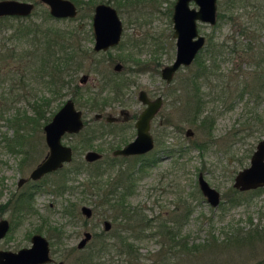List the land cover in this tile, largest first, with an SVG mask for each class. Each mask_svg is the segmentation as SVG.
<instances>
[{"label": "rangeland", "instance_id": "obj_1", "mask_svg": "<svg viewBox=\"0 0 264 264\" xmlns=\"http://www.w3.org/2000/svg\"><path fill=\"white\" fill-rule=\"evenodd\" d=\"M98 1L80 0L81 4L79 7L76 6L77 12L73 17H53L40 22L39 15L30 13L31 15H26L28 17L22 18L24 19L22 23L30 26L38 24L43 29L53 26L63 29L78 25L73 35L78 42L80 36H83L87 30L89 32L92 8ZM220 1L217 0V10L220 9ZM261 1L264 3V0ZM108 2L116 8L122 22L120 42L106 51L90 55L84 61V65L89 67L91 63L94 62L93 65H96V61H99L96 65L98 69L102 72H111L113 63L111 58L120 62L121 59L125 60L126 71L122 74L127 85L123 88L120 97L110 94L112 88L109 85L102 91L103 95H109L105 110L112 114H117L121 108L137 113L142 107L135 97L139 88H144L150 95L162 93L163 102L152 121L154 125L151 126L155 141L154 149L147 155L115 157V160L110 158L113 157L111 149L116 142H119L121 136L119 134L123 133L128 140L132 138L134 129L129 125L131 121L123 126L121 123L106 124L102 119H93L92 115L96 112V108L84 99L92 96L93 93L91 94L90 91L98 90L101 84L99 74H90L81 68L69 69L70 75L66 73L64 77L66 81L69 80L68 83L57 87L55 92L51 93L46 84L34 81L29 72H25L23 81L18 78L17 73L21 72V67L18 65H22L24 61L15 62L11 58L0 60V218H10L9 210L5 209L2 203L7 199L9 191L15 189L17 177L27 175L29 169L47 151L42 132L44 119L41 120L39 127L30 123L24 125L23 130L20 131L27 136L25 135L20 142L14 137L10 119L15 115H21L22 112L32 115L31 100L44 95L50 96L49 105L44 110L48 120L64 99L70 97L74 84L83 90L82 98L74 100V104L82 111L84 121L77 134L62 136L63 143L75 144L73 160L36 181L39 185L33 192L35 213L26 216L21 223H11L6 234L0 239V249L16 250L28 245V233L33 231L42 218L49 225L56 226L62 231L63 238L56 240L51 246V256L55 261L63 260L64 264H80L82 255L91 251L90 247L91 249L96 247L101 241L103 243L115 241L112 236L117 230L130 239L131 231L123 226L130 224L134 227L136 224L134 220L131 222L122 219L118 211L115 212V209L109 211L104 206H100L97 202L98 197L87 191L82 193L81 187L75 186L78 181L91 179L87 171L94 170L96 162V160L85 163L81 161L83 153L87 149L96 150V147H100L98 151L102 153L104 161L99 168L103 171L102 179L110 175L119 182V176L131 172V177L134 179L133 192L127 203L133 208H138L139 213L143 212L153 221L163 220L169 224L172 217H178V212L184 204L188 206L189 212L187 217L183 218L179 232L187 237V244L199 243L204 247L193 252L197 257L190 262L185 260V256L181 253L174 252L168 264H264V243L255 242L254 245L248 246L234 240L224 244L225 240L231 241L230 238L236 228L245 229L255 223L264 224V190H259L248 199L235 204L227 200L234 174L248 164L256 141L264 138V95L256 105L262 122L251 134H246L240 123L245 110L252 105L250 101L246 103L247 95L237 97L235 94L237 88L252 79L248 74L250 67H253L252 58L235 49V52L225 54L219 62L218 69L224 73L220 79L224 82L218 85L216 83L219 80L214 79L204 89L211 97L224 85L222 90H225L226 94L219 96L217 100L207 101L203 107L202 113L214 118L212 134L207 135L204 128L197 126V120L193 122L186 120L187 109L185 110L182 105V98L179 100L180 93L181 97L183 93L180 83L193 71L194 63L179 68L167 85L159 78V68L174 57V37L171 35V12L174 0H109ZM39 3L47 9L42 2ZM239 11L238 7L233 10L234 22L231 24L228 22L213 27L214 24L198 21V31L205 36V41L208 36L214 40L224 37L229 44L236 39L246 41L247 33L241 34L234 26L245 21L249 23L254 18V14L251 11L237 14ZM10 30L9 27L0 25V49L7 51L15 47L20 53L27 43L23 38L15 39L10 36ZM79 43L91 47L92 38L91 36L82 38ZM204 55L205 51L202 49L200 56ZM137 59L146 64L141 66L143 64H139ZM5 60L10 62L6 63ZM155 61H158V66ZM83 74L87 75L84 82L80 81ZM158 123L161 124L156 126ZM120 127H124V131L120 132ZM185 128L192 130L191 135L184 134ZM98 129L104 130L101 137H95L90 145L82 143L84 137ZM202 141L205 142L202 148L194 146V143ZM178 147L183 148L181 154L176 151ZM23 149H31L33 158L19 166L18 160ZM168 149L171 150L166 151ZM150 157L158 158L152 165L143 167L142 162L150 160ZM76 168L77 174H75ZM199 171L207 182L219 191L220 200L216 206L207 203L198 189L196 175ZM68 177L74 180L70 184L64 181ZM65 183L69 185L66 188ZM28 188L29 184L20 187L24 190ZM83 202L93 209L92 217L86 221L82 216L73 218L63 211L70 203H73L74 208L78 210V206ZM103 218L111 222V228L107 231L102 230ZM83 230L90 231L92 235L82 248H76V242L82 236ZM40 232L45 237L48 236L45 230L42 229ZM141 235L143 236L139 238H131L136 247V259L131 257L129 260L123 254H116L113 249L108 253L102 252L100 260L103 264L153 263L151 260L156 258L160 246L157 240L161 237L150 235L148 229L141 231ZM163 248L161 250L165 251ZM171 251L172 249L167 254Z\"/></svg>", "mask_w": 264, "mask_h": 264}, {"label": "trees", "instance_id": "obj_2", "mask_svg": "<svg viewBox=\"0 0 264 264\" xmlns=\"http://www.w3.org/2000/svg\"><path fill=\"white\" fill-rule=\"evenodd\" d=\"M31 1L34 3L31 14L39 15L40 22H42L41 20L53 18L38 0ZM72 1L78 7L79 4H81L80 0ZM219 6L220 9L216 12V21L213 27L223 23L229 22L231 24L234 22L232 12L237 7L240 9L237 14H242L243 12L247 13L248 11L254 14V18L249 23H245V21L234 26L240 30L241 34L246 35L247 33L248 39L246 41L236 39L229 44L224 37L219 40H214L211 36H208L203 48L205 55L201 57V50L199 51L194 59L195 67L193 71L188 74V79L185 78V92L189 95L190 86L195 89L196 85H208V83L214 79L219 80L216 84H222L224 81L220 78L224 76V73H221L218 68L219 62L224 58L225 54L235 52V49H239L243 54H247V56L252 58L253 67H250L251 69L248 73L251 75L252 79L251 81H245L243 86L237 88L236 90L238 91H236L235 94L237 97H242L243 93L246 91V102H251L252 107H248L245 110V116L240 123L242 130H244L246 134H251L262 122V117L256 110V105L258 100L264 95V9H262L264 3L261 0H221ZM28 16H0V25H5L11 29L10 36L15 39L23 38L27 43L20 53L15 50V47H11L7 51L4 49L2 51V49H0V60L11 58L14 59L15 62L24 61L22 65H18L21 67V72H16L18 78L23 81V78H25L24 74H26L25 72H29L30 77L33 78L34 81L46 84L49 91L54 93L57 87H61L69 81L64 79L66 73L70 75L69 69L76 70L83 68L84 61L87 57L95 55L89 47L79 43L82 38H90V33L87 30L83 36L79 37V41L77 42L73 35L74 32L77 31L76 28L78 25H76V27H66L63 29L55 28L54 26L52 28L47 27L43 29V27H40L38 24L30 26L29 24L22 23L24 20L22 18ZM8 62L10 61H6V63ZM16 70L17 69H15V71ZM105 75L108 77L103 76L98 90L96 92L90 91L91 94L93 93L92 96L88 99H84L86 102L92 104L91 106L94 108L102 102H106L108 99V94L103 95L102 91L104 88H107L109 85V87L112 88L110 91L113 93L115 92L113 85L114 82H118L116 80V75L112 73ZM120 83L117 84L118 87H120ZM223 87L224 85H222L220 90L217 89V94L211 97H209V92H201L197 87L193 92L195 98L192 100V105L186 106V115L188 118L186 120L191 122L197 120V126L204 128L207 135L212 134L214 118L206 113H202L203 107L207 101L217 100L219 96H225L226 91L222 90ZM72 88V96H74L76 100L82 98L83 90L76 85H73ZM49 101L50 96L42 95L40 97H35L31 100L32 115L22 112L21 115H15L10 119L12 122L11 126H13L14 129V137H16L17 141L20 142L26 135L20 131L23 130L24 125L30 123L33 126L39 127L42 119H44V122L47 121L44 110L46 106L49 105ZM189 102L191 103L190 99ZM86 140V145H90L92 142V135L88 136ZM204 145V141L194 143V146L198 148H202ZM182 149L183 148L178 147L176 151L181 154L183 152ZM170 150L171 149H168V151ZM150 161H153V159L142 162V166L150 165ZM101 163H104V161L97 160L94 163V170L87 171L91 179H85L86 186H84V188L86 187L87 192L98 197V204H107L109 209L112 207V210L115 205H119L118 212L121 218L128 221L130 220L131 222L134 220L136 224L134 225L135 228L130 224L123 226L131 231L129 234L131 236L130 239H128V236L121 235L117 230V233L112 236L115 241L111 243H103L101 241L96 247H92V249L90 247L91 251L82 255L80 264H103L100 260L101 253H108L113 249L116 254H123L129 260H131V257H133L132 259H136V247L133 241H131V238L135 239L142 237L141 231L143 232L145 229L149 230L150 235L161 237V239L157 240L160 243L159 251L156 258L151 260V262H153L151 264H168L174 252L181 253L185 256V260L189 262L195 259L197 256L194 255L193 252L199 251L204 245L199 243L187 244V237L179 232L183 218L185 219L189 212L188 206L184 204L180 212H178V217L182 219L172 217L169 224L167 221L163 220L153 221L152 218L146 217L143 212L139 213L138 208L130 209L126 207L128 204L127 200L133 192L134 179L131 177V172L119 176V182L111 178L110 175H106V177L102 179L103 171L99 169ZM259 190H264V186L247 190H239L232 186L230 187L227 200L231 204H235L248 199ZM63 211H66V209ZM70 213L73 215L72 211H70ZM230 239L231 241L225 240L224 244H228L234 240L241 241L248 246L254 245L255 242L264 243V224L255 223L247 226L245 229L236 228L234 235ZM162 247H164L163 250L165 249V251L161 250ZM171 249L172 251L167 254Z\"/></svg>", "mask_w": 264, "mask_h": 264}, {"label": "water", "instance_id": "obj_3", "mask_svg": "<svg viewBox=\"0 0 264 264\" xmlns=\"http://www.w3.org/2000/svg\"><path fill=\"white\" fill-rule=\"evenodd\" d=\"M46 7L50 16L54 18L73 17L76 5L72 0H38ZM192 1L194 6H189ZM34 3L31 0H0V16L17 15L26 16L31 13ZM217 0H174L172 5V36L175 41L174 58L170 63L160 68V76L169 81L178 66L187 65L193 59L197 50L203 44V35L197 31V22L214 24L216 21ZM92 35L94 38L93 49L106 48L115 44L120 35L121 22L115 9L108 3L97 2L93 5L91 15ZM139 98L146 103L135 121V135L123 146L112 151L113 154H137L145 152L152 147V138L148 131L149 119L160 105L159 97L149 100L142 91ZM94 116H98L95 113ZM111 120V116H106ZM81 111L77 109L73 101L67 98L54 111L48 121L43 123L42 132L47 151L29 172V177L37 178L45 172L55 170L62 166L63 162L71 159V148L61 142V136L65 132H77L82 127ZM190 134L189 128L185 131ZM100 153L87 149L84 159L93 161L99 158ZM199 191L212 206L219 203V191L211 186L199 172L196 176ZM239 190L253 189L264 186V138L256 141L249 156L248 164L236 171L232 184ZM81 212L88 216L90 208L81 205ZM109 226V221H103V228ZM7 228V221L0 219V237ZM90 238L88 230L83 232L82 237L76 243L77 248H82ZM28 247H21L16 251L0 249V264H38L47 262L51 258L48 254L47 240L40 234H33ZM55 264H63L58 260Z\"/></svg>", "mask_w": 264, "mask_h": 264}, {"label": "flooded vegetation", "instance_id": "obj_4", "mask_svg": "<svg viewBox=\"0 0 264 264\" xmlns=\"http://www.w3.org/2000/svg\"><path fill=\"white\" fill-rule=\"evenodd\" d=\"M98 2H104V3H108L109 4V2L108 1H105V0H99ZM97 3V2H96ZM111 5V4H110ZM112 6V5H111ZM189 6H194V3L192 2V1H190L189 2ZM114 9H115V11H116V13H117V16H118V18H119V20H120V22H121V19H120V17H119V15H118V12H117V10H116V8L114 7V6H112ZM171 14H172V12H171ZM92 15V14H91ZM122 31H123V26H122V22H121V30H120V35H119V39H118V41L115 43V44H112V45H109V46H107L106 48H104V49H102V48H99V49H97V50H94L93 49V43H94V38H93V35H92V27H91V18H90V29H89V33H90V36H91V38H92V44H91V47L90 46H88L87 45V47H89L90 49H91V51L92 52H94L95 54L96 53H100V52H102V51H106L107 49H109V48H111V47H114V46H116V45H118V43L120 42V39H121V36H122ZM197 31H198V28H197ZM199 32V31H198ZM200 33V32H199ZM171 35H172V33H171ZM203 35V34H202ZM173 37V36H172ZM174 41H175V39H174ZM204 43H205V36L203 35V44L201 45V47L197 50V52L195 53V55H194V57H193V59L191 60V62L189 63V64H187V65H180V66H178L177 68H176V70L173 72V74H172V76H171V78L169 79V81H166L164 78H162L161 76H160V68L163 66V65H165V64H167V63H165V64H163L160 68H159V78L164 82V84H169L171 81H172V79H173V76H174V73L179 69V68H181V67H186V66H188V65H190V64H192V63H194V59H195V57H196V55L199 53V51L200 50H202L203 49V47H204ZM174 53H175V44H174ZM89 57V56H88ZM174 58V57H173ZM173 58H172V60H173ZM171 60V61H172ZM111 61L113 62L112 63V65H111V69H112V71L111 72H109V71H105V72H102L100 69H98V67L96 66V65H98L99 64V61H97V64L96 65H93V63H91V66H89V67H86V65H84V67L83 68H81V69H83V70H85L86 72H88V73H90V74H93V73H97V74H99V76L98 77H100V80H102L103 79V76H105V77H108L107 75H105V74H108V73H112L113 75H116V80L118 81H116L117 83H115L114 82V85H113V87L115 88V92L113 93V92H111L110 94L112 95V96H114V97H117V98H119L120 97V95H121V93H122V91H123V88L125 87V85H127V83H125L126 81L124 80L125 79V77L123 76V74H122V72H125L126 70L124 69V66H125V60L124 59H121V61L122 62H120L119 60H117V59H113V58H111ZM139 64H143V65H141V66H144L146 63H144V61H142V60H136ZM139 61H141V62H139ZM170 61V62H171ZM170 62H168V63H170ZM155 63H156V65L158 66V61H155ZM157 72H158V70H157ZM123 76V77H122ZM86 78H87V75L86 74H83L82 75V77L80 78V81H82V82H84L85 80H86ZM185 78H187L188 79V77L186 76V77H184V79L182 80V82L180 83V85H181V90L183 89V93H182V97H181V93H180V96H179V100H181V98H182V101H183V103H182V105L184 106V109L186 110V106H189L190 104L192 105V100L195 98V96H194V90L198 87V90L199 91H201V92H206L205 91V87H206V85L205 84H201V85H196L195 86V89L192 87V86H190L189 87V95H187V93L185 92V85H186V82H185ZM99 80V79H98ZM121 82V83H120ZM68 83V82H67ZM118 83H120L119 85H120V87H118L117 86V84ZM74 85V84H73ZM77 86V85H76ZM77 87H79V86H77ZM80 88V87H79ZM81 89V88H80ZM192 90V91H191ZM140 91H142L143 93H144V95H145V97L147 98V99H149V100H154L156 97H159V99H160V105H159V107L157 108V110L153 113V115L151 116V118L149 119V124H148V131H149V133H150V135H151V138H152V147L150 148V149H148V150H146L145 152H142V153H137V154H127V155H122V154H113L112 153V151L114 150V149H116V148H119V147H121V146H123L125 143H127L128 141H130L133 137H134V135H135V131H136V127H135V121H136V119H137V116L139 115V113H140V111L145 107V105H146V103H143V101L139 98V92ZM72 92V91H71ZM73 94H70V97H67V98H70L72 101H73V104H74V100H76V98L74 97V96H72ZM246 96V91L243 93V96ZM136 99H137V101L142 105V107L139 109V111L137 112V113H131L130 112V110H128V109H125V108H121V109H119V111L117 112V114H112V113H110L109 111H107V110H105V104H106V102H102L101 104H99L97 107H96V112H94L93 113V115H92V117H93V119H96V120H103L106 124H116V123H121L123 126H125V124H126V122H130L131 121V123L129 124L131 127H133V129H134V134H133V136H132V138L131 139H128V140H126L125 139V136L123 135V133L121 134H119V135H121L120 136V138H119V142H116L115 143V145H114V147L111 149V155L113 156V157H110V158H112L113 160H115L116 158L115 157H121V158H123V157H126V156H129V155H140V154H150V152L154 149V143H155V141H154V137H153V135H152V133H151V126H153L154 124L152 123V121H153V119L155 118V116H156V114L158 113V111H159V109L161 108V105H162V102H163V95H162V93H155L154 95H150L144 88H139L138 90H137V92H136ZM247 97V96H246ZM66 98V99H67ZM189 99H190V101H191V103L189 102ZM65 100V99H64ZM247 100V99H246ZM77 101V100H76ZM175 101H176V99H175ZM63 103V102H62ZM61 103V104H62ZM247 103V102H246ZM60 104V105H61ZM59 105V106H60ZM182 105H181V107H182ZM190 105V106H191ZM58 106V107H59ZM74 106H75V104H74ZM57 107V108H58ZM76 107V106H75ZM77 108V107H76ZM77 109H79V108H77ZM80 110V109H79ZM81 111V110H80ZM54 113V112H53ZM52 113V114H53ZM95 113H98V116H94V114ZM111 116L112 117V119L111 120H108V119H106V116ZM52 116V115H51ZM50 116V117H51ZM244 116H245V114H244ZM50 117H49V119H50ZM81 118H82V122H83V124H84V121H83V116H82V111H81ZM48 119V120H49ZM47 120V121H48ZM45 123V122H44ZM83 124H82V126H83ZM161 123H158L156 126H158V125H160ZM43 125V124H42ZM162 126H164V125H162ZM82 128V127H81ZM81 128L77 131V132H65L64 134H69V135H74V134H77L80 130H81ZM186 129L187 128H185V131H186ZM190 129V128H189ZM97 130V129H96ZM191 130V129H190ZM120 132H122V131H124V127H120V130H119ZM185 131H184V134L185 135H191V133H192V130H191V133L190 134H186L185 133ZM92 132V131H91ZM103 132H104V130L103 129H98V131H93L92 133H90V135L89 136H91L92 135V142H93V140H94V138L95 137H98V136H100L101 137V135L103 134ZM63 134V135H64ZM62 135V136H63ZM62 136H61V142H62ZM88 137V136H87ZM87 137H84V140L82 141V143L83 144H85L86 143V138ZM45 143V142H44ZM63 143V142H62ZM63 144H65V145H68L70 148H71V159L68 161V162H70V161H72L73 160V151H74V149H75V144H72V145H70V144H67V143H63ZM46 145V144H45ZM95 146H99V145H95ZM10 149L11 150H13V148L12 147H10ZM90 149H92V148H90ZM101 148L100 147H96V150L95 149H93V150H95V151H97V152H99L98 150H100ZM160 151H161V149H160ZM166 151H168V150H166ZM100 153V156H99V158H97V159H95L96 161L97 160H103V155H102V153L101 152H99ZM171 154V153H170ZM83 155H84V153H83ZM83 155H82V160L81 161H83L84 163L85 162H89V161H87V160H85L84 159V157H83ZM33 158V151L31 150V149H23L22 150V155H21V157L19 158V160H18V165L19 166H21L22 164H23V162H26V161H28V160H31ZM151 159H153V161H150V165H152L153 163H155V161H157V158L158 157H150ZM68 162H63V164H65V163H68ZM37 163V162H36ZM36 163L29 169V171H28V173H27V175H20V176H18L17 177V179H16V183H15V189H13V190H11V191H9V193H8V197H7V199L4 201V203H2L3 204V207L5 208V209H8L9 210V212H10V218L9 219H7V218H5V217H1L0 219H5L6 221H7V228H6V230H5V232H4V234L0 237V239L6 234V232L8 231V229L10 228V226H11V223H21L23 220H24V218L26 217V216H28L29 214H33V213H35V209H34V207H33V192H34V190H35V187L36 186H38L39 185V183H37L36 181L37 180H39L42 176H44L45 174H47V173H49V172H51V171H48V172H45L44 174H42L41 176H39V177H37V178H31V177H29V172L31 171V169L36 165ZM63 164H62V166H63ZM149 165V166H150ZM62 166H60V167H58V168H56L55 170H57V169H60V168H62ZM148 166V165H147ZM52 171H54V170H52ZM200 172V171H199ZM199 172H197V174L199 173ZM78 173V171H77V168L75 169V174H77ZM202 173V172H201ZM197 176V175H196ZM66 183H68V184H70L71 183V181H74L73 180V178L72 177H68V178H65V180H64ZM79 183L77 184V185H75V186H79V187H81L80 188V190H82V193H86V187L84 188V186H86L85 185V180H83V181H78ZM65 183V188L66 187H68L69 185H67ZM26 184H29V188L27 189V190H24V189H20V187L22 186V185H26ZM196 184H197V182H196ZM64 188V189H65ZM64 191V190H63ZM0 193H1V191H0ZM81 205H87V204H85L84 202L83 203H81L79 206H78V210L77 209H75L74 208V204L73 203H70L69 204V206L67 207V209H66V211H64L65 213H68L70 216H73V218L74 217H80V216H82L83 217V219H84V221H86V219H89V218H91L92 217V215H93V209H92V207L90 206V205H87V206H89V208H90V214L88 215V216H85L82 212H81V209H80V207H81ZM100 206H104L107 210H109V211H114V209H115V212H117V211H119V205H115L114 207H113V210H112V207H111V209H109L108 208V206H107V204H100ZM126 207H128V208H130V209H133V207L132 206H130V205H126ZM68 211V212H67ZM70 211H72L73 212V215L70 213ZM98 220H99V218H98ZM104 220H107V219H102V230L103 231H107V230H109L110 228H111V222L109 221V226L106 228V229H104L103 228V221ZM45 230V232L47 233V237H45L43 234H42V232H40V230ZM84 231H86V230H83L82 231V235H83V232ZM90 232V231H89ZM33 234H40V235H42L46 240H47V244H48V254H49V256H50V260L49 261H47V262H41V263H38V264H55L58 260H61V259H58V260H54L53 258H52V256H51V246H53L54 245V242L56 241V240H60V238H63V236H61V234H62V231L61 230H59V228L58 227H56V226H53V225H49L47 222H46V220L44 219V218H42L41 219V222L40 223H38L37 225H36V227L33 229V231L31 232V233H28V239H29V244L28 245H25V246H21V247H28V246H30V244H31V241H30V238H31V236L33 235ZM91 235H92V233L90 232V237H91ZM82 237V236H81ZM80 237V238H81ZM54 238V239H53ZM79 238V239H80ZM79 239H78V241H79ZM77 241V242H78ZM76 242V243H77ZM21 247H19V248H21ZM75 247H76V245H75ZM19 248H17V249H19ZM77 248V247H76ZM16 249V250H17ZM16 250H12V251H16ZM63 261V260H62ZM63 264H64V262H63Z\"/></svg>", "mask_w": 264, "mask_h": 264}]
</instances>
